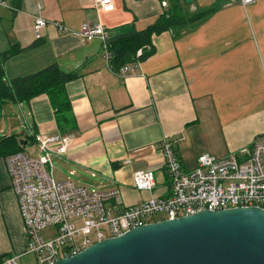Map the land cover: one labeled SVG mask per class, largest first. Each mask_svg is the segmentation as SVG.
Returning <instances> with one entry per match:
<instances>
[{"label":"crops","instance_id":"obj_1","mask_svg":"<svg viewBox=\"0 0 264 264\" xmlns=\"http://www.w3.org/2000/svg\"><path fill=\"white\" fill-rule=\"evenodd\" d=\"M174 9L215 12L195 26L154 36L152 46L144 48L152 54L126 78L109 68L98 39L85 42L53 25L41 40L34 33L40 16L72 31L83 23H101L112 41L148 29ZM12 48L19 52L4 64L8 81L54 64L78 77L65 87L71 103L67 127H58L49 97L40 95L4 107L0 136L16 135L32 146L36 134L72 136L68 153L54 160L56 178L100 191L118 189L127 207L152 195H171L163 139L176 140L183 168L191 172L202 154H240L264 137V0L248 7L240 0H194L191 5L115 0L108 13L98 11L94 0H24L17 11L0 7V54ZM150 170L156 179L153 192L135 189L133 175ZM108 204L114 208L113 201ZM25 249L18 200L6 160L0 158V262L18 255L21 264H30L34 256Z\"/></svg>","mask_w":264,"mask_h":264},{"label":"built area","instance_id":"obj_2","mask_svg":"<svg viewBox=\"0 0 264 264\" xmlns=\"http://www.w3.org/2000/svg\"><path fill=\"white\" fill-rule=\"evenodd\" d=\"M256 1L240 0V3L248 7ZM0 7L18 10L7 0H0ZM94 7L108 13L115 9V0H94ZM38 10H42V5H38ZM50 25L62 33L73 32L85 42L100 40L108 66L118 77L132 75L142 61L144 50L140 49L133 62L113 70L109 33L101 23H83L78 31H72L59 22L37 16L36 40L43 38ZM34 137L38 156L20 152L5 160L24 223V254L33 255L35 264H56L97 242L120 237L132 229L158 221L175 220L206 210L264 209V137L240 154L232 153L225 158L202 154L191 172L183 168L176 140L163 139L160 150L171 195L166 198L152 195L143 203L129 207L124 205L118 189L100 191L78 185L71 179L56 178L54 160L68 153L72 136L40 133ZM133 186L138 191L152 193L156 186L154 171H137L133 175ZM111 201L114 208L108 204ZM20 258L6 256L0 264H21Z\"/></svg>","mask_w":264,"mask_h":264},{"label":"water","instance_id":"obj_3","mask_svg":"<svg viewBox=\"0 0 264 264\" xmlns=\"http://www.w3.org/2000/svg\"><path fill=\"white\" fill-rule=\"evenodd\" d=\"M56 264H264V209L206 210L150 223Z\"/></svg>","mask_w":264,"mask_h":264},{"label":"trees","instance_id":"obj_4","mask_svg":"<svg viewBox=\"0 0 264 264\" xmlns=\"http://www.w3.org/2000/svg\"><path fill=\"white\" fill-rule=\"evenodd\" d=\"M19 9L24 0H7ZM215 9L188 13L184 10L174 9L158 18L155 24L140 32L124 34L110 41V65L117 71L127 63L133 62L138 50L151 47L153 37L177 27L195 26L212 15ZM19 49H10L0 54V117L4 107L11 101L28 102L40 95H47L57 114L58 127H67L70 123L71 103L66 92V84L78 77L75 73H67L56 64L41 72L23 78L8 81L4 71V64L15 56ZM151 51H144L142 60L150 56ZM72 123V119H71ZM65 135V134H61ZM69 136V135H68ZM34 139V142L32 140ZM30 138L35 144V137ZM16 135L0 136V158H7L13 154L25 152Z\"/></svg>","mask_w":264,"mask_h":264},{"label":"rangeland","instance_id":"obj_5","mask_svg":"<svg viewBox=\"0 0 264 264\" xmlns=\"http://www.w3.org/2000/svg\"><path fill=\"white\" fill-rule=\"evenodd\" d=\"M25 150V152L27 153V154H29V155H35V152L37 153H39V151H38V148H37V146H30V147H27V148H25L24 149ZM29 262H30V264H33V262L35 263V260H34V258H30V260H29Z\"/></svg>","mask_w":264,"mask_h":264}]
</instances>
